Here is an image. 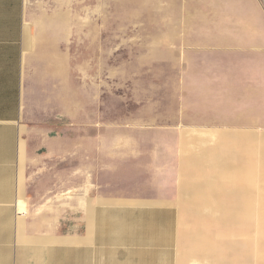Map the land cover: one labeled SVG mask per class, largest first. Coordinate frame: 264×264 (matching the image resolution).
Returning a JSON list of instances; mask_svg holds the SVG:
<instances>
[{
  "label": "crops",
  "instance_id": "0c3cea01",
  "mask_svg": "<svg viewBox=\"0 0 264 264\" xmlns=\"http://www.w3.org/2000/svg\"><path fill=\"white\" fill-rule=\"evenodd\" d=\"M224 1L231 20L202 24L199 11L197 31L165 52L178 58L182 82L192 78L195 101L183 89L181 120L197 127L205 125L185 115L191 106L212 112L221 129L222 111L232 121L253 106L254 91L264 93V6ZM239 2L246 32L232 21ZM108 84L102 77L79 99L77 0H0V264H218L220 242L197 234L174 206L175 168L178 184L189 185L190 163L175 167L167 145L131 144L136 118L117 125L129 144L110 145ZM147 175V197L89 192ZM255 213L234 212L235 222L249 224Z\"/></svg>",
  "mask_w": 264,
  "mask_h": 264
},
{
  "label": "rangeland",
  "instance_id": "374dc122",
  "mask_svg": "<svg viewBox=\"0 0 264 264\" xmlns=\"http://www.w3.org/2000/svg\"><path fill=\"white\" fill-rule=\"evenodd\" d=\"M195 1L77 0L79 99L85 100L87 86L92 95L96 81L100 85L102 77L108 81L110 145L129 144L128 138H119L117 125L136 118L139 126L131 144L143 149L167 145L175 167L179 161L190 163V181L194 183L189 185L178 184L180 174L175 168L174 194L179 199L174 206L197 234L212 238L217 246L220 242L218 264H264V220L260 216L264 212V93L260 88L254 91L248 98L253 106L246 113L238 111L232 121L222 111L221 129L213 128L212 112L193 111L192 106L185 115L190 121L200 119L199 124L205 126L181 120L183 89L191 103L195 90L192 78L187 76L182 82L178 58L165 56L166 48H173L176 36L197 31L199 11L202 24L207 18L231 20L224 13V0H200L197 6ZM261 2L264 6V0ZM244 5L239 2L234 9L238 13L232 16V21L239 22V32L249 28L245 10H241ZM242 97L238 96V102ZM150 155L143 154L145 159ZM136 182L90 185L89 192L102 188L107 194H151L148 175ZM85 192L86 186L79 185L80 205L86 202ZM234 212L256 213L249 224L239 225Z\"/></svg>",
  "mask_w": 264,
  "mask_h": 264
}]
</instances>
